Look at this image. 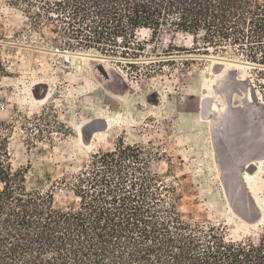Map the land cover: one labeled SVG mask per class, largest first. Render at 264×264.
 <instances>
[{
  "label": "rangeland",
  "instance_id": "1",
  "mask_svg": "<svg viewBox=\"0 0 264 264\" xmlns=\"http://www.w3.org/2000/svg\"><path fill=\"white\" fill-rule=\"evenodd\" d=\"M45 1L0 0V123L27 189L53 192L56 207L76 206L75 176L94 154L140 146L159 175L162 207L192 227L222 223L234 239L257 238L264 162L258 173L246 166L264 157V67L233 46L195 50L188 33L149 29L106 55L78 45L61 9ZM213 56L252 65L218 75ZM212 76L213 121L201 114Z\"/></svg>",
  "mask_w": 264,
  "mask_h": 264
},
{
  "label": "trees",
  "instance_id": "2",
  "mask_svg": "<svg viewBox=\"0 0 264 264\" xmlns=\"http://www.w3.org/2000/svg\"><path fill=\"white\" fill-rule=\"evenodd\" d=\"M51 3L61 9L65 33L106 55L149 29L188 33L195 50L233 46L264 67V0L45 1ZM1 126L0 264H264V225L257 238L234 239L225 224L192 227L162 207L145 148L121 143L94 154L75 176L78 205L56 207L53 192L27 189Z\"/></svg>",
  "mask_w": 264,
  "mask_h": 264
},
{
  "label": "bare ground",
  "instance_id": "3",
  "mask_svg": "<svg viewBox=\"0 0 264 264\" xmlns=\"http://www.w3.org/2000/svg\"><path fill=\"white\" fill-rule=\"evenodd\" d=\"M82 56H84V57H86V58H89L90 60H91V56H89V54H85V53H80ZM212 58V57H211ZM92 59H94V60H97V61H104V59H96V58H92ZM223 59H226V58H222V57H218V56H213V60H214V62L215 63H222L223 64V66H224V69L220 72V73H216V74H218V75H221L222 73H223V71H224V73H225V71H227V70H230V69H232V68H238V67H250L251 65H249V64H245V63H240V62H232V61H227V60H223ZM215 82H216V77L215 76H212V77H210V78H208V80L206 81V83H205V88H207V92L205 93V95H204V97H203V99L204 98H206V97H212V89H213V87H214V85H215ZM251 99V98H250ZM250 99L248 98L247 100H248V103L250 104L251 102H250ZM262 105H264L263 103H261ZM217 105H219V107H220V104L217 102V100H215V98H214V101H213V103H212V107H211V109H212V111H214V114L217 116V113H218V111L220 110V109H218V107H217ZM244 108V109H243ZM250 108V106H246L245 107V105H244V107H242V108H240L238 111H244V110H246V109H249ZM209 118H211V117H209ZM209 118H204L203 117V119H206V120H211V121H213L212 119H209ZM236 134H233L232 136H228L229 138H231L232 139V142H236ZM263 158L264 157H262V158H259V159H253V160H250L249 162H248V166H246L247 167V169L249 168H251V167H256L257 169H258V171H257V173L262 169V166H263V162H264V160H263ZM244 167V166H243ZM246 169V168H245ZM237 173V172H236ZM238 174V173H237ZM240 174V173H239ZM256 176V175H255ZM244 178V180L246 179V176L245 177H243ZM248 179L249 180H252V176H250V175H248Z\"/></svg>",
  "mask_w": 264,
  "mask_h": 264
},
{
  "label": "water",
  "instance_id": "4",
  "mask_svg": "<svg viewBox=\"0 0 264 264\" xmlns=\"http://www.w3.org/2000/svg\"><path fill=\"white\" fill-rule=\"evenodd\" d=\"M89 56H92V55H89ZM94 57L96 59L99 58L97 56H93V58ZM223 60L232 61V62H240V63H245V64L252 65L249 61L236 60V59H232V58H226V59H223ZM223 67L224 66H223L222 63H217L215 72L219 73L221 71V69H223ZM251 93H252V91H251ZM253 98H254V95H253ZM211 107H212L211 98L210 97L204 98L203 101H202V110H201L202 117L209 118V117H212V115H215V114H213V111H212Z\"/></svg>",
  "mask_w": 264,
  "mask_h": 264
}]
</instances>
